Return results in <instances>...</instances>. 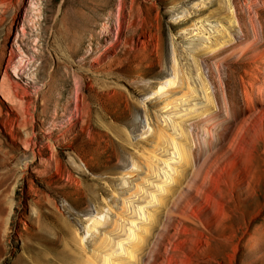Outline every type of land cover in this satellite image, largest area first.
Instances as JSON below:
<instances>
[{
    "label": "rangeland",
    "instance_id": "rangeland-1",
    "mask_svg": "<svg viewBox=\"0 0 264 264\" xmlns=\"http://www.w3.org/2000/svg\"><path fill=\"white\" fill-rule=\"evenodd\" d=\"M230 14L245 41L205 51L208 21L225 24ZM59 15L80 21L81 30L55 23ZM197 21L199 33H184ZM58 28L81 38L74 54L54 50ZM119 40L115 53L104 52ZM98 41L104 48L97 49ZM9 49L26 77L20 76L25 94L13 111L0 95V264H24V256L37 264H75L91 251L99 233H85L88 217L103 210L101 231L146 176L141 151L153 148L158 115H167L159 109L167 94H148L172 75L173 61L172 87H182V72L197 87L204 76L217 109L210 122L184 125L189 189L161 217L163 237H154L149 263L264 264V93L251 83L256 56L264 55V0H0L3 86V69L12 74ZM98 56L104 63L91 73Z\"/></svg>",
    "mask_w": 264,
    "mask_h": 264
},
{
    "label": "bare ground",
    "instance_id": "bare-ground-1",
    "mask_svg": "<svg viewBox=\"0 0 264 264\" xmlns=\"http://www.w3.org/2000/svg\"><path fill=\"white\" fill-rule=\"evenodd\" d=\"M78 16L79 13L77 14L76 19H78ZM119 16H116L117 31L121 27V22H119L118 20ZM76 19H65L63 16L59 15L55 19V23L59 21L62 24H65L66 27L67 25H69L70 27L76 25L78 26V29L81 30V22L79 21L77 23ZM222 22L226 25L221 24L219 20L215 21L214 19H212L208 21L209 26L204 27V31H206L207 35L202 37V41L204 42L201 44L203 45L205 51L213 52L212 50L219 49L224 44H228L231 41L236 40V42L238 43H242L245 41V39H243L244 37L241 35L242 32L238 27L237 20L233 14L223 17ZM210 25L214 26L210 27ZM217 25L219 27H217ZM60 29L58 28V31H61ZM55 30L57 31V29L54 27V31ZM193 30H196V32L199 33L200 25H198V21L191 23L190 26H186L183 29L184 33H191ZM61 32H59L58 34V37H60V41L59 43L55 42L56 47L54 46V50L59 54L58 51H60V47L63 46L64 48L62 47V49H64L68 54H74L77 46L81 43V38L74 32V30L71 35H68L66 32ZM54 33L56 34V32ZM16 35L17 34H15V37ZM18 37H16V41L14 38V43L17 46L18 51H21V48L17 43V40L19 39ZM120 42L121 40H119L117 44L112 43L107 48H104L100 46L101 44L98 41L97 44H99V47L97 49L104 48L105 53L112 55L117 51V46ZM92 50V48L90 51L85 50V53H83L81 58H84L86 54L91 53ZM21 58L23 57L19 56V59ZM256 58L258 59V61H256L257 64H255V69L257 70V72H251L252 88L260 91V93H264V91H261L258 88L259 86H257V82L262 81L264 84V55L259 54L258 56H256ZM12 59V51L11 49H9V54L6 57V66H8L12 74L7 73L6 69H3V76H5L8 81L6 80L7 82H5L4 86L0 85V95L4 101L9 103L8 107L11 109V111H13V109L16 107L17 96L19 97V94H25V90L19 82L21 79L20 76L25 73V66L20 65L19 63L16 64V62ZM103 59L104 58L102 56L94 58V60L92 61L94 64H92L90 67L91 70H98L99 66L104 63ZM193 62L196 64L195 61ZM174 65H176V63L173 61L172 75L166 76L164 78V82H159L156 88L148 94V99L151 98L152 94L159 96L163 93L167 94V97L165 98L166 103L159 107L160 110L167 108V115H158L160 125H157L154 130L155 139L153 148L151 150H147L145 153L141 151V153L143 154L142 163L144 168L146 169V176H144L143 180L141 181L142 185L136 183L134 184V188L131 189L127 193L126 197L122 199V203L124 205L122 210L120 209V212H114V217L110 219L111 221L109 220L110 222L108 221L109 225L107 223L106 226L102 227L101 231H98L97 227L103 226L105 222L103 210L101 209L102 211L95 212L91 214L92 216L90 215L88 217V220H86V223L84 225L85 233H87L88 236H91L94 232H98L99 234L97 236V242H95V245L91 249V251H88L89 253L83 251L80 255L79 260H77V258L75 257L73 259V262L75 264H150L149 261L151 259H154V257L156 256L153 255L152 258V254L154 252V250H152V243L155 242L154 237H163V232L159 230L161 228L159 225L162 224L161 217L165 216V214L168 212V206L169 213H171V208L175 207L176 203L180 201L181 198H184L187 194L186 191L187 189H189V187L186 176L191 171L192 163L189 160V141L186 137V127L184 125H189L190 121L193 119L204 120L205 118L204 121L210 122L215 115L217 107L215 106L213 97L208 90V86L205 83L206 80L204 76L198 75L199 87H197L196 83L193 82L191 78H189L190 76H188V74H186L187 72H184L185 74L182 72L179 85L183 84L184 87L183 85L182 87L180 86L177 88L172 87L177 81ZM93 70L91 73L95 72ZM22 76L26 77L25 74ZM90 79H92L95 84H102L103 87L105 86L101 82V80H98V78L95 76L92 78L90 77ZM96 86V90L98 91L97 88L99 86ZM263 88L264 87L262 86L261 89ZM245 95L247 104L250 105L252 94L245 91ZM91 96L89 97L91 98ZM262 97L264 99V94H262ZM75 100L76 102L74 106V114L76 117H80L81 114H83L82 103L78 101V95H75ZM0 102L2 103V105H5L2 101ZM45 102L46 101H44L43 104L41 103L43 107L47 106ZM166 120L167 126H165ZM135 165L136 164L134 163V166ZM123 175L124 173L122 172V176ZM149 186L154 189H152L154 191L153 193L146 189ZM106 208L109 209L108 205L106 206ZM80 239V242L82 243L83 236H80ZM25 257L26 256L21 258L25 260L24 264H37L32 263L33 261H30ZM67 258H70L67 254L63 255L62 257L64 261H66Z\"/></svg>",
    "mask_w": 264,
    "mask_h": 264
}]
</instances>
